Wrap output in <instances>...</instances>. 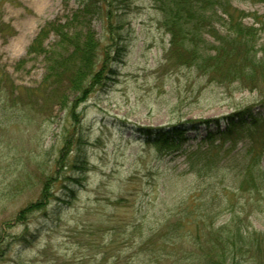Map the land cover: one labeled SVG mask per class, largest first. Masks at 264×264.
I'll return each instance as SVG.
<instances>
[{"label": "rangeland", "instance_id": "obj_1", "mask_svg": "<svg viewBox=\"0 0 264 264\" xmlns=\"http://www.w3.org/2000/svg\"><path fill=\"white\" fill-rule=\"evenodd\" d=\"M114 3L109 8L112 18L103 8L83 22L100 42L97 70L105 52L110 56L103 69L107 87L95 88L71 111L46 108L33 96L46 63L44 57L28 58L27 52L46 24L72 20L84 8L82 0L2 1L0 264H150L160 255L140 254V246L175 214L198 213L208 198H224L216 228L225 223L232 228L234 218L259 240L240 262L264 264L262 194L238 189L233 167L223 168L219 176L186 174L182 154L195 150L209 132L225 131L226 121L220 119L226 116L247 107L253 115H263L259 103L264 90L239 92L208 84L194 69L167 58L169 36L159 28L161 16L153 0H130L128 10L126 4ZM233 6L246 12L249 26L254 16L264 21V0L235 1ZM117 7L125 9L119 12ZM55 42L52 34L46 45ZM22 60L26 64L19 65ZM27 106L28 111L22 110ZM180 124L182 148L165 155L140 131ZM243 146L241 141L235 151ZM83 161L88 171L82 169ZM49 177L47 210L31 215L27 224L19 222L17 215L39 200ZM186 221L175 246L167 249L174 250V256L163 264H172L178 252L199 241L204 250L198 257L211 252L207 224Z\"/></svg>", "mask_w": 264, "mask_h": 264}, {"label": "trees", "instance_id": "obj_2", "mask_svg": "<svg viewBox=\"0 0 264 264\" xmlns=\"http://www.w3.org/2000/svg\"><path fill=\"white\" fill-rule=\"evenodd\" d=\"M115 1L126 4L128 10L126 2L130 0ZM115 1L82 0L84 8L72 20L66 24L51 22L40 30L27 57H44L46 74L39 88L33 91V96L37 95V101L46 105V108L60 106L75 111L77 104L84 102L95 88L107 87L109 77L103 69L108 67L110 60L107 62V59L110 56L105 52L103 63L97 70L100 42L96 32L83 22L88 15L93 12L99 14L103 8H106L107 18H112L109 8L115 5ZM235 1L253 0H153V7L161 16L159 28L169 36L168 59L175 58L184 67L194 69L208 84L239 92L262 91L264 21L254 16L255 23L247 25L245 19L249 16L233 6ZM123 9L117 7L116 11ZM116 23V28L121 31L123 22L119 14ZM4 27L0 19V35ZM111 27L112 22L108 21V28ZM52 34L56 42L47 46ZM119 49L114 52L118 54ZM26 61L22 60L19 65L26 64ZM259 106L264 113V97ZM27 109L28 106L22 110ZM220 120L226 121L225 131L209 132L195 150L182 153L188 167L186 174L201 178L219 176L223 168L233 167L236 170L234 183L239 185L238 189H250L264 197V114L255 116L252 109L247 107ZM220 120L215 121L217 125ZM182 127L184 125L180 124L179 127L140 131L147 143L156 145L159 153L165 155L182 148L181 139L185 135ZM217 140L222 144L217 145ZM241 141L244 142V149L236 152V146ZM227 142L230 145L224 148ZM82 169L88 171L86 161L82 162ZM51 180L49 177L44 181L39 200L19 212V222L27 224L31 215L47 210ZM224 204V198H208L200 205L198 213L185 210L175 214L174 219L160 232L140 246L139 253L147 257L160 255L150 264L169 262L174 250L167 249L174 247L176 239L181 237L180 229L185 226L186 220H193L196 225L207 224L206 229L211 231V252L203 256L201 253L203 259L198 257L204 250L203 243L199 241L191 244L185 252H178L176 256L179 257L172 264H242L240 259L248 254L249 249L258 246L259 240L247 228L240 227L234 218V230L228 229V223L216 228V224L222 221L220 208Z\"/></svg>", "mask_w": 264, "mask_h": 264}]
</instances>
